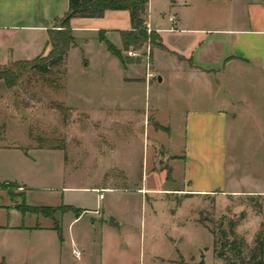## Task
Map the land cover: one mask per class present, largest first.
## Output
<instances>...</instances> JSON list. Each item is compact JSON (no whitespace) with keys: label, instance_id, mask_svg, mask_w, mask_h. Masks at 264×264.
<instances>
[{"label":"rangeland","instance_id":"rangeland-1","mask_svg":"<svg viewBox=\"0 0 264 264\" xmlns=\"http://www.w3.org/2000/svg\"><path fill=\"white\" fill-rule=\"evenodd\" d=\"M229 5L228 0H150L149 6L151 17L157 18L167 17L173 6L182 15L186 7V13L200 15ZM87 40L77 38L65 64L51 73L29 71L22 63L0 66V134L5 143L29 152L40 146L60 151L44 159L47 189L36 192L43 193L48 205L63 204L48 219L40 216L42 224L55 229L33 239L48 253L36 264H227L214 252L215 237L218 250L224 241H236L248 260L257 236L264 237V199L210 195L202 200L172 191L182 185L174 180L166 150L146 129L148 122L162 128L144 118L149 88L139 87L137 109L122 108V83L102 75L101 45ZM157 44L149 38L131 48L136 56L123 55L142 61ZM154 87L165 86L154 78L152 98ZM62 186L79 189H65L63 200ZM97 186L113 190L100 199L92 189ZM111 216L120 227L110 224Z\"/></svg>","mask_w":264,"mask_h":264},{"label":"crops","instance_id":"crops-1","mask_svg":"<svg viewBox=\"0 0 264 264\" xmlns=\"http://www.w3.org/2000/svg\"><path fill=\"white\" fill-rule=\"evenodd\" d=\"M228 3L200 15L186 13L187 7L182 15L173 6L167 17L157 18L151 17L149 6L147 23L159 36L150 48L154 77L147 75L146 57L141 61L123 55V63L101 39L103 35L123 48L120 31L132 26L128 10L73 17L70 25L76 41L100 43L102 75L122 83V108L137 109L139 87L149 88L144 118L162 128L148 122L146 129L166 150L174 180L182 185L172 191L202 200L210 195L264 199V0ZM68 11L69 0H0V66L48 55L49 29ZM154 78L165 87H154L152 98ZM4 139L0 134V264H36L48 253L33 239L55 229L39 221L49 217L41 209L63 205H48L43 193L36 192L47 189L44 159L60 151L44 146L23 151ZM32 152L35 159L29 157ZM65 189L79 187L62 186L63 200Z\"/></svg>","mask_w":264,"mask_h":264},{"label":"trees","instance_id":"trees-1","mask_svg":"<svg viewBox=\"0 0 264 264\" xmlns=\"http://www.w3.org/2000/svg\"><path fill=\"white\" fill-rule=\"evenodd\" d=\"M149 3L150 0H69L67 14L56 19L57 25L49 29V44L52 47L49 54L38 57L33 61L16 62L14 65L18 63L25 64L29 71L36 70L42 75L51 73L55 68L62 67L65 64L68 51L76 45V39L70 25L71 19L73 17H102L108 10H128L130 12L131 28L120 31L123 43L122 49L117 48L110 40L101 35V39L106 41L108 49L117 55L123 63H126L123 51H127L132 47L135 49L140 48L149 38L153 40L159 38L155 31L147 32ZM58 209L46 207L42 208L41 212L51 216ZM57 228L59 229L60 226H57ZM217 244L218 238L215 237L214 252L217 257L226 260L227 264H264V237L262 233L257 236L255 246L248 260L243 257L242 247L237 245L236 241H224L221 250L217 249ZM230 252L232 253L230 254ZM200 264L205 263L201 261Z\"/></svg>","mask_w":264,"mask_h":264},{"label":"built area","instance_id":"built-area-1","mask_svg":"<svg viewBox=\"0 0 264 264\" xmlns=\"http://www.w3.org/2000/svg\"><path fill=\"white\" fill-rule=\"evenodd\" d=\"M147 27V32L151 33L152 31H154V29L151 27V25L149 23L146 24ZM129 55H135L134 51L129 50L128 51ZM146 60H147V71H148V76L149 77H154V73L151 71V61H150V49L148 50L147 56H146ZM105 190H98V192L100 193V198H103V192ZM74 253L77 257H79L81 255V252L78 249H74Z\"/></svg>","mask_w":264,"mask_h":264},{"label":"water","instance_id":"water-1","mask_svg":"<svg viewBox=\"0 0 264 264\" xmlns=\"http://www.w3.org/2000/svg\"><path fill=\"white\" fill-rule=\"evenodd\" d=\"M159 80H161V77H159ZM110 224L112 226H118V227H120V223L117 221V219L114 216H111V218H110Z\"/></svg>","mask_w":264,"mask_h":264}]
</instances>
